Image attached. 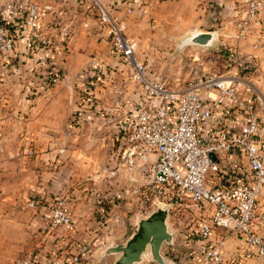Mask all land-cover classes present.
<instances>
[{"label": "rangeland", "instance_id": "rangeland-1", "mask_svg": "<svg viewBox=\"0 0 264 264\" xmlns=\"http://www.w3.org/2000/svg\"><path fill=\"white\" fill-rule=\"evenodd\" d=\"M211 2L147 0L140 11L127 18L128 33L138 43L137 56L172 87H182L203 75L229 74L264 94V48L254 49L252 42L236 37L240 13L233 11L239 10L241 0H226L222 5ZM201 31L216 33L213 45L184 44ZM95 43L101 44L91 41L84 56L76 60L78 75L69 71V78L43 85L47 90L27 95L23 106L16 98L3 105L5 93L0 90V264L25 255L42 259L53 252L67 258L80 243L90 245L83 264H113L119 255L105 254L106 248L126 243L147 215L138 218V201L126 176L112 174L111 158L114 128L134 114L141 90L109 46ZM41 44L38 52L54 50L46 42ZM230 51L239 52L240 59L229 57ZM40 53H27L30 63L0 61V72L5 69L18 75L40 69L47 73L54 68L61 74L48 62L36 61ZM248 58L254 59L256 68H246ZM90 83L92 89H86ZM40 103L52 107L37 121L32 108ZM53 135L56 138L50 139ZM210 155L215 158L216 154ZM60 198L70 203L77 225L74 232L49 224L52 208ZM258 213L264 217V193L259 197ZM197 219L198 211L191 203L169 212L168 227L174 241L164 246L171 253L176 251L166 254L168 258L178 262L202 253L206 243L202 240L196 245L201 239ZM165 248L162 253H166ZM148 252L139 264H158L150 249Z\"/></svg>", "mask_w": 264, "mask_h": 264}, {"label": "built area", "instance_id": "built-area-1", "mask_svg": "<svg viewBox=\"0 0 264 264\" xmlns=\"http://www.w3.org/2000/svg\"><path fill=\"white\" fill-rule=\"evenodd\" d=\"M85 1L100 25L110 30L111 50L141 90L134 114L114 128L111 157L112 174L126 176L138 201V218L162 205L170 212L191 203L198 211L197 234L206 243L200 255L202 264H224V243L232 237L244 242L245 259L264 264V217L258 213L264 192L263 92L229 74H208L182 87L169 86L137 56L138 43L128 33L127 18L140 11L147 0ZM238 7L236 37L246 40L264 0H242ZM53 10L50 2L28 3L23 26L29 40L37 37L42 21ZM252 46L264 48V31ZM15 47L9 23L0 21V61L10 64ZM229 57L240 59L239 52H231ZM244 63L247 69L256 68L253 58ZM61 79L59 70L53 68L43 84L50 86ZM86 89H92V84ZM49 224L76 231L67 199L56 201ZM89 253L90 245L80 243L67 258L53 252L42 259L17 257L10 264H83Z\"/></svg>", "mask_w": 264, "mask_h": 264}, {"label": "crops", "instance_id": "crops-1", "mask_svg": "<svg viewBox=\"0 0 264 264\" xmlns=\"http://www.w3.org/2000/svg\"><path fill=\"white\" fill-rule=\"evenodd\" d=\"M31 1L39 3L50 2L54 7L53 12L42 21L39 30L37 31V37L34 40L28 39L27 31L23 26L28 3ZM208 1L210 4L212 3L211 1H215L219 5H222L224 2H226V0ZM228 8L229 12L233 11L230 7ZM233 12L237 13L238 11ZM0 21L9 23L11 31L15 35L16 39V47L14 51L16 53L12 54L9 62L13 61L15 63V61H26L27 63H30V55L27 53L31 55H38L40 52H42L40 53L42 54L40 60H42L43 63L45 61L48 62L49 64L53 65L52 67L59 68L62 79L69 78V73L71 71H77L76 74L78 75V67L75 64L77 63L76 60L78 58L81 59V57L84 56L83 53L86 51L88 47L87 45L91 41L95 40L98 41V43H101L100 45L95 43L96 46L98 45L99 47L104 46L102 44L106 43L109 46L110 52H113L110 47V30L108 28H103L100 25L96 16L94 15L92 7L85 0H0ZM263 21L264 7L258 13L257 21L253 25L252 33L246 40L242 41L253 43L259 32L264 31ZM43 42H46V46L52 47L54 50H40V52H38V50L41 49L40 46ZM96 55H100V51L98 49ZM31 65L33 64L31 63ZM1 70L0 90L4 89L3 93H5L1 99L3 105H5L6 102L9 104L15 102L14 99L16 98V102H18V104H22L21 106H23L25 105L23 100H27V95H38L47 90L43 86V80L46 77V73L39 72L41 71L40 69L36 71L35 69L33 71L31 70L32 72H21V74L19 73L18 75L7 73L5 69ZM39 73L42 74L40 75ZM13 80L19 84L17 86L14 85L15 82ZM22 82L25 84H22ZM27 82H29V86H25V88H23ZM51 107L52 106L50 105L46 106V103L35 105L32 110L37 113V121H40L41 116H43L44 113L50 111ZM18 108L20 109L19 105ZM49 137L50 139L56 138L55 135ZM202 240V238L196 240V245L199 242L201 244ZM165 247L166 246L163 248ZM244 247L245 244L241 239L232 237L226 240L223 250L225 256L224 264H258L257 259H245L243 257ZM175 251L176 250L174 249L172 253ZM172 253L170 252L169 248V250L166 249V253H163V255L167 257L166 254L171 256ZM200 254H192L190 258H183L178 262H176L174 259H169L173 260L175 264H202L200 261Z\"/></svg>", "mask_w": 264, "mask_h": 264}, {"label": "water", "instance_id": "water-1", "mask_svg": "<svg viewBox=\"0 0 264 264\" xmlns=\"http://www.w3.org/2000/svg\"><path fill=\"white\" fill-rule=\"evenodd\" d=\"M216 37L214 31L196 32L188 37L184 44L211 46L216 41ZM168 216L169 207L159 206L139 221L137 230L126 243L107 247L105 254L119 255L113 264H139L150 249L152 259L158 264H175L162 253L164 245L173 244L174 241V235L168 227Z\"/></svg>", "mask_w": 264, "mask_h": 264}, {"label": "bare ground", "instance_id": "bare-ground-1", "mask_svg": "<svg viewBox=\"0 0 264 264\" xmlns=\"http://www.w3.org/2000/svg\"><path fill=\"white\" fill-rule=\"evenodd\" d=\"M118 222V221H117ZM149 255L148 251L144 254V257H147Z\"/></svg>", "mask_w": 264, "mask_h": 264}, {"label": "trees", "instance_id": "trees-1", "mask_svg": "<svg viewBox=\"0 0 264 264\" xmlns=\"http://www.w3.org/2000/svg\"><path fill=\"white\" fill-rule=\"evenodd\" d=\"M232 51H230V53H231ZM21 257V256H20Z\"/></svg>", "mask_w": 264, "mask_h": 264}]
</instances>
